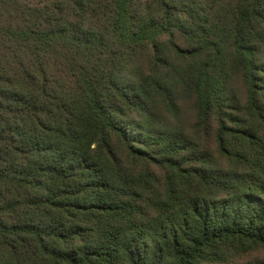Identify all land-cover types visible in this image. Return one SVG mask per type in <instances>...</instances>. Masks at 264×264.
<instances>
[{"label": "trees", "instance_id": "16d2710c", "mask_svg": "<svg viewBox=\"0 0 264 264\" xmlns=\"http://www.w3.org/2000/svg\"><path fill=\"white\" fill-rule=\"evenodd\" d=\"M263 55L264 0H0V264L264 250Z\"/></svg>", "mask_w": 264, "mask_h": 264}, {"label": "rangeland", "instance_id": "374dc122", "mask_svg": "<svg viewBox=\"0 0 264 264\" xmlns=\"http://www.w3.org/2000/svg\"><path fill=\"white\" fill-rule=\"evenodd\" d=\"M263 59H264V55H263ZM235 88L239 92V94L242 97V99H244V97H245V88L243 87L241 82H238L236 84ZM187 115H188V121L190 123H193L194 114H193V111H191V107H190V110L188 111ZM261 258H264V250L251 251L249 253L240 255L239 257H236L234 259V261L236 263H239V264H251V263H253L256 260L261 259Z\"/></svg>", "mask_w": 264, "mask_h": 264}]
</instances>
